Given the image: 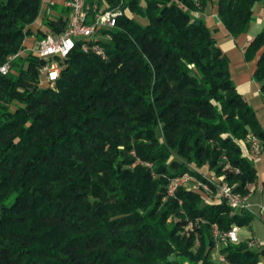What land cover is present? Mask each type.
<instances>
[{"label": "trees", "instance_id": "1", "mask_svg": "<svg viewBox=\"0 0 264 264\" xmlns=\"http://www.w3.org/2000/svg\"><path fill=\"white\" fill-rule=\"evenodd\" d=\"M259 1L218 0L230 37L249 32ZM88 2L123 11L106 60L79 44L55 90L40 87L33 54L0 75V264H259L247 242L222 244L224 262L213 257V226L250 227L251 212L186 188L167 193L184 173L214 171L244 195L259 182L240 144L264 142L257 112L211 29L192 16L214 0ZM55 7L60 16L42 18V0H0V67L28 37L66 31L70 10ZM245 58L257 61L264 93V29Z\"/></svg>", "mask_w": 264, "mask_h": 264}, {"label": "built area", "instance_id": "2", "mask_svg": "<svg viewBox=\"0 0 264 264\" xmlns=\"http://www.w3.org/2000/svg\"><path fill=\"white\" fill-rule=\"evenodd\" d=\"M49 1L42 0L43 10L49 9ZM190 1L196 6H200V0ZM64 7L70 10L66 31L62 34L47 35L41 39L34 38V43L31 46L25 44L26 49L24 51L11 56L7 63L0 67V75L6 76L12 73V63L19 56L25 57L33 54L43 61L39 70L40 87L55 90L62 74L63 63L79 44L84 53L97 55L102 60L107 59L106 48L103 43L112 39L108 32L116 28L119 17L123 16V11L115 9L100 12L98 4H91L88 0H66ZM240 144L243 149V156L248 160L251 152L260 155L263 151L262 141L254 135L250 136L247 143L241 141ZM228 168H230L229 165ZM181 187H185L189 192L194 193H198L197 190L202 189V196L208 204H211L208 201L210 196L214 195V204L226 201L233 211L249 212L252 208L250 199L257 189L253 185L250 187V193L244 195L236 191L235 186H230L223 176L219 177L215 173H204L201 179L191 173H184L168 185V196L175 197ZM239 230L238 226H233L229 231L222 232L217 226H213L212 234L217 241V247L220 248L222 244L226 243L239 244ZM255 245L256 243H251L250 247ZM219 260L225 261L221 255Z\"/></svg>", "mask_w": 264, "mask_h": 264}, {"label": "crops", "instance_id": "3", "mask_svg": "<svg viewBox=\"0 0 264 264\" xmlns=\"http://www.w3.org/2000/svg\"><path fill=\"white\" fill-rule=\"evenodd\" d=\"M65 1L66 0H50L49 4H51L52 6L56 5V6L64 7ZM218 9H219L218 0H214L212 4H209L208 6L204 7L203 9L197 12H193L192 16L194 19H201L205 21L207 26L213 32V35L217 40L220 48L228 56L230 60L231 78L235 83V85L237 86L239 92L242 95H244L246 98L248 96L252 97V95H254L255 92H257L256 95H259L264 101L262 86L261 84L256 82L254 78V73L257 68V61L254 60L249 62L245 58V51L249 46L250 42L256 36H258L264 29V0H260L259 2L255 3V5L253 6V22L251 24V28L249 32L241 36L240 38H236V39L229 36L223 23L221 22V19L219 18ZM53 15L57 17L60 16L61 14L58 13V9L56 8V10L53 9ZM35 27L36 24L33 25V28ZM30 41L31 40L27 41L26 45L31 44L29 43ZM259 121L263 124L262 119L259 118ZM261 161L262 159L259 160V162ZM261 182L264 185L263 173L262 175H259V182L258 184L255 185L257 190ZM253 215L255 217L256 214ZM259 217L264 221V210L262 211V213H260ZM248 228H250L251 233H245L239 236L240 242H247L249 245L251 243H256V245L252 248L259 253V264H264V239L262 237L256 236V232L254 231L252 222L250 224V227ZM241 230L242 228H240L239 234Z\"/></svg>", "mask_w": 264, "mask_h": 264}, {"label": "rangeland", "instance_id": "4", "mask_svg": "<svg viewBox=\"0 0 264 264\" xmlns=\"http://www.w3.org/2000/svg\"><path fill=\"white\" fill-rule=\"evenodd\" d=\"M48 6H49V9L48 10L45 9L44 12H42V18L47 17V16H55V15H53V9L56 10V7L54 8V5L52 6L51 4L48 5ZM58 13H60L59 10H58ZM135 19L138 22H140L141 24H143V25L147 23L146 20H144L142 18L135 17ZM40 25H42V22L41 21H38L36 23V27L34 28V30L37 31L38 28L40 27ZM34 38L35 37H32L31 36V37H28L26 39V41L31 40L29 42L31 44H28L29 46L33 45ZM26 41H25V44H26ZM256 93L257 92H255V94L252 95V97L251 96H248L247 98L245 96L244 97L247 100V102L249 103V105L251 107H253V109L257 112V116L260 113L259 116H258V119L259 118L262 119L263 124L261 122L260 123H261V125L263 127V130H264V105H263L264 104V101H263V99L259 95H256ZM260 104H262V105H260ZM16 108H17L16 105H13L12 106V110L13 111H15ZM249 139H250V137H249ZM248 141H244V142L247 143ZM262 145H263V151H262V153L260 155H255L254 152H251L249 154V158H250L249 160L254 164V166L256 167L257 172L259 173V175H262V173L264 174V142L263 141H262ZM132 155L135 156V153H132ZM260 159H262L261 162H259ZM136 164H144L146 167H149V168H152L153 167V165L151 163H143L140 160H137ZM209 173H215V172L214 171H211V172H208L206 174H209ZM217 176H219V175H217ZM219 177H221V176H219ZM230 186H232V185H230ZM233 186L236 187V185H233ZM250 187H249V193H250ZM181 188H185V187H181ZM197 192H198L197 194H200L202 196V193H201V192H203L202 189L197 190ZM254 194L255 195H253V197H251V199H250V202L252 204V208H251V211L250 212L253 213V214H256L254 220L252 221V226L254 227V231L256 232V236L257 237H262L264 239V221L259 217L260 216V213H262V211L264 210V185H263L262 182H261V184H259L258 190L256 189V191H255ZM210 197L212 199L209 198L210 200H208V199L207 200L209 201V203L214 204L215 201L213 200V198H215V196L212 195ZM13 200H14V198L11 199V202ZM222 202H224V201H222ZM191 229H192V227H190L188 230H191ZM245 233H251L250 228L243 227L242 230H241V232H240V234H239V236H241L242 234H245ZM219 250H220V248H217V251L215 253L216 255L214 254L215 257L213 255L214 259L217 262L220 261L219 260V257H220Z\"/></svg>", "mask_w": 264, "mask_h": 264}]
</instances>
